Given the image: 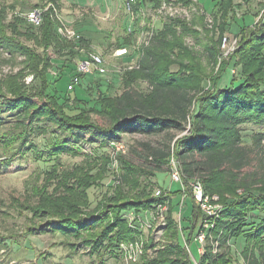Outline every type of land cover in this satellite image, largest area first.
<instances>
[{
    "label": "trees",
    "instance_id": "trees-1",
    "mask_svg": "<svg viewBox=\"0 0 264 264\" xmlns=\"http://www.w3.org/2000/svg\"><path fill=\"white\" fill-rule=\"evenodd\" d=\"M60 1L48 0L44 5L32 8L46 9L49 5L52 6L43 14L41 25L35 27L21 15L22 13L16 11L20 6H8L0 0V50L6 51L10 57H21L24 65L17 78L12 77L14 85L19 84L20 79H23L24 88L35 81L38 83L36 92L13 90L11 96L0 94V129H4V135L17 133L12 136V141L20 155L25 156L31 152L38 160L43 158V152L37 151L34 139L47 132L54 136V140L47 144L48 151L45 153L55 159V165L48 172L46 182L41 187L37 186L39 194L33 199L35 204L38 202V205L42 204L47 209L43 210L37 206L30 208L35 213H32L34 217L41 212L43 216L52 212L58 213L57 224L55 226L52 223L48 224L46 227L49 231L46 233L57 231L61 236L73 234L72 238L79 240L83 231H94L101 221L98 218L89 224L80 217L72 218L73 216L69 215L71 210L81 211L82 208H90L89 192L98 187V181L95 179L76 185L75 180L72 185L68 183L70 179L76 178L73 174L79 171L82 165L64 169L60 157L65 154L72 157L81 156L82 150L78 144L88 143L93 146L99 145V148H108L112 144L122 143V138L126 135L146 137L165 135L168 142L164 149H152L150 157L158 170L168 165L169 159L174 157L184 174L186 186L195 180L200 181L207 196L220 198L226 194L231 195L241 188L246 190L259 188L264 191V174L261 176L240 174L248 165L250 153L249 148L244 145L242 126L249 123L264 124V10L256 23L241 28L237 35L238 46L234 54L240 57L235 63L242 77L239 87L234 88L235 79L232 80L230 87H219L232 63L230 55L218 61L223 56L221 46L227 28L230 22L234 21L235 0H217L211 14H208L199 3L194 4L192 0H177V3L187 8L197 7L199 12L195 19L188 21L181 17H167L161 29L147 41L148 44L146 42L137 49L139 57L136 66L124 71L122 81L125 91L117 97L101 95L95 101H87L81 98L83 92L87 91L82 82L90 75L79 74L77 65L88 55L89 52H84L90 49L89 41L82 31L76 32L78 38L75 39H67L58 32L60 21L54 10L61 11ZM163 1L171 3V0H137L135 13L149 8L154 12L161 7ZM15 11L12 19H8V13ZM208 15L212 18V23H208ZM150 29L148 26V30ZM8 31H11L13 36H9ZM202 35H204L202 42L206 44L204 56L213 61V66L220 65L215 76L210 78L205 75L201 54L187 43V39L191 38L195 45H199ZM248 35L250 38L245 39ZM21 39L31 45L22 43ZM133 44V38L127 34L119 47L129 48ZM52 54L61 62L59 74L55 71L56 64L51 57ZM128 58L132 59L128 62L131 63L134 57ZM259 66L262 67L260 71ZM69 69L73 76L71 86L75 90L84 88L82 95L77 94L75 99L71 98L70 90L64 96L56 87L64 78L65 71ZM29 77L33 80L27 84ZM75 78L78 79L77 83H74ZM205 81L210 85L208 90L203 87ZM139 83L148 87L147 92L136 88ZM35 99L40 101L36 103ZM71 101L77 104L73 112L66 108ZM88 103L92 109L94 104L100 106L97 113L108 121L107 127H101L86 119L83 107ZM11 125H14V131L9 129ZM262 140L261 137L255 138L256 142ZM17 151L11 155V159L0 155V175L13 165L18 155ZM119 153L123 152H118V155H121ZM127 173L132 175L128 171ZM80 188L83 189V193ZM141 191H144L142 196H137L133 202L123 203L120 212L129 210L139 212L166 204L169 205V210L166 245L157 251L154 258L143 259L139 264H193L180 242V233L173 218L174 205L170 203L169 197H151L146 190ZM61 192H65L61 200L53 205L50 198ZM105 198L106 195H103L94 209ZM81 199L84 200L83 203ZM226 203L220 212L215 229L213 232L208 231L206 255L199 259V264H233L234 261L228 257L227 245L230 238L226 236L221 240L219 247L224 250L216 254L213 253L210 241L214 239V235L220 233V229L236 233L239 232L238 226L241 225L244 230L245 222L251 213L258 212L259 222L249 224L250 228L246 231L248 241L264 237V194L246 195ZM194 209L196 205L193 206V213ZM120 212L117 213L118 222L116 221L113 229L108 226L107 231L105 230L108 234H98L92 239L85 238L87 239L85 244L92 248L93 255L98 254L101 258V252L109 249L114 252L115 244L119 246L130 240L133 233L124 220L119 218ZM239 221L244 223L236 224ZM191 227L185 229L189 230L187 237L189 242L193 239L197 224L193 223L192 230ZM106 237L111 238V241H107ZM107 242L109 249L103 248ZM3 245L0 241V250ZM245 249L242 253L248 264H264L263 250H255L248 255Z\"/></svg>",
    "mask_w": 264,
    "mask_h": 264
},
{
    "label": "rangeland",
    "instance_id": "rangeland-1",
    "mask_svg": "<svg viewBox=\"0 0 264 264\" xmlns=\"http://www.w3.org/2000/svg\"><path fill=\"white\" fill-rule=\"evenodd\" d=\"M1 1L8 6H20L16 11L19 14H25L28 11L34 10L32 9L34 6L44 5L48 0ZM176 1H170L172 6L177 8V11L172 12L174 13L172 16L185 18L188 21L194 20L199 12L197 7L191 6L187 8ZM216 1L199 0V4L205 7L208 14H211ZM126 2L127 0L60 1L61 11L59 12V16L63 25L71 32L82 31L89 41L90 49L84 53L93 52L102 56L105 60L107 72L104 75L95 73L83 79V87L87 91L83 92L84 95L81 98L87 101H95L101 95L117 97L125 91L122 77L130 64L123 58H117L115 53L120 48L119 46L123 42L124 37L128 34V24H132V14L127 12L125 8ZM192 2L194 4L198 3L195 0H192ZM235 5L236 13L234 21L230 22L226 34L230 40L228 44L233 45L235 40L236 42L238 41L237 35L240 29L256 23L264 10L263 0H235ZM16 11L9 12L8 19L11 20L12 15ZM166 13L170 14L171 11L167 10ZM167 17L165 15L162 17L156 16L150 8L135 13V20L133 22L134 33L131 35L134 44L130 46L134 47L135 44L142 42L145 33L148 31V26L149 28L153 27L155 32L160 30L162 23ZM208 23H212V18L209 15ZM143 32L144 34L141 36ZM8 34L9 36H13L11 31H8ZM200 38L201 42L198 43L199 45H195V41L191 38L187 39V43L195 47L201 54L205 75H208V78L214 77L220 65L218 67L216 65L213 66V61L206 59L203 53L206 44L202 42L204 35ZM247 38H250V35L245 37V39ZM21 42L29 46L31 45V43H27L23 39H21ZM237 46L236 43L233 51L230 53L232 63L220 81V88L230 87L233 79L236 80L233 83L234 88L241 85L242 77L240 69L235 67L236 61L240 58L234 54ZM51 57L56 64L54 67L55 71L59 74V63L61 62H58L59 59L55 55L52 54ZM220 59L218 62H220ZM23 67L21 57H10L6 51L0 50V94L11 96L13 90L14 92L38 91V83L36 81L32 85L30 84L31 86L28 85V87L26 86L27 88H24L23 79L19 78V84L14 85L12 77L17 78ZM261 69L262 67L259 66L258 71ZM71 72L70 69L66 70L64 78L57 83L56 87L64 96L70 90L72 92L71 98L75 99L77 94L82 95L84 88L75 90L71 86V77H73L71 76ZM32 80V77H29L27 84L32 82ZM203 87L205 90H208L210 85L205 81ZM136 88L142 92H147L148 89L143 83H139ZM35 100L36 103L40 101L39 99ZM60 103H63V101H60ZM85 105L86 107L83 108L86 111V119L101 127H107L108 121L101 118L100 114L97 113V111H100V106L94 104L93 109L95 110H93L90 103ZM66 108L73 112L76 110L77 104L74 101L68 102ZM9 127V129L15 130L14 125ZM4 132V129H0V155L3 158L11 159V155L17 151L14 141H12V136L17 133H8L9 137L8 134L4 135ZM242 136L244 145L249 148L250 153L248 154V165L240 174L242 176L263 175L264 124L249 123L243 125ZM257 137H261L263 140L256 142L255 138ZM167 139L168 137L165 135L159 137L126 135L122 138L121 143L124 145L126 153H119L121 155H118L113 145L108 148H99V145L93 146L85 143L84 145H77L82 150L81 156L72 157L65 154L60 157V163L64 169H71L82 165L79 171L73 174L76 178L68 181L70 185L73 184L74 180L75 185L82 182L86 183L89 179L98 181V187L93 188L89 192L91 207L82 208L81 211L71 210L69 215L73 216L72 218H76L75 216L80 217L89 224L98 220V218L101 221L98 222L97 228L94 231H83L81 233L82 237L76 240L72 238L73 234H69L71 236H61V233L58 234L57 231L46 233L49 231L48 227H46L48 224L52 223L53 226L57 224V212L43 216V213L40 211V215L34 217L32 215L33 212L30 210L31 207L36 206L43 210L47 209L42 204L38 205V202L35 204L33 199L39 194L37 186L41 187L46 182L45 178H47L48 172L55 165V159L47 156V153H45L48 151L47 144L54 140V136L49 132L38 135L37 139H34V142H36L37 151L43 152V158L38 160L31 152L22 156L17 151L18 155L14 159L13 165L0 175V241L4 244L0 250V264H139L143 259L149 260L154 258L157 255V251L166 245L169 205H158L153 209L141 210L139 212L135 210L120 212L121 210H119L124 206L122 205L123 203L133 202L137 196H142L144 191L141 190H146V192L150 193L151 197L158 198L156 195L158 191H161V196L169 197L170 203L174 205L173 218L180 233V242L187 250L192 263L199 264V259L206 255L207 240H205V244L202 246L197 243L196 237L202 232H207V235L208 231L213 232L224 204H227V201L237 200L246 195L264 194V191L259 188L251 190L241 188L235 190L231 195H224L223 198L216 196L217 202L215 204L220 206V210L213 218L207 217L201 208L195 204L191 187H185L184 180L183 184L172 181V157L169 159L168 165L163 166L160 170H158L153 159L150 157L152 149H164V146L168 142ZM177 163L179 164V162ZM127 171L132 175H129ZM96 172L98 174L95 175ZM181 176L184 178L182 171ZM195 182L200 181L195 180ZM200 184L202 183L200 182ZM80 190L83 193V189L80 188ZM64 193H57L55 197H51L52 204H57ZM103 195H106V198L94 209ZM161 196L159 198H162ZM210 198L213 199V197ZM81 201L83 203L84 200L81 199ZM194 205H196V209H194L193 213ZM119 212V218L124 220L133 235H131L130 240L124 241L119 246L115 244L114 252L108 248L109 242L104 244L103 248L109 250L101 252V259L98 254L93 255L92 248L85 244V240H87L85 238L92 239L97 237L98 234H108L106 233V229L109 227L111 230L113 229L114 224L118 222L117 213ZM258 216V212L251 213L250 218L247 221L245 220V229L243 230L241 225L238 226L239 232L233 233L226 229H220V233L214 235V239L210 241L213 245V253L223 252L224 249H220L219 246L221 240L226 236L230 238L227 245L229 249L228 257L234 261L233 264H248L242 253L246 246L247 249L245 250H247L248 255H251L255 250H263L262 252H264V237L253 241H248L247 238L246 231L250 228L249 224H257L259 222L257 220ZM163 217L164 220L161 221ZM191 220L194 225L197 224L192 243L187 239L189 230H185L190 226H192L191 230L193 229ZM243 223L244 221H239L236 224ZM107 241H111V238H108Z\"/></svg>",
    "mask_w": 264,
    "mask_h": 264
},
{
    "label": "built area",
    "instance_id": "built-area-1",
    "mask_svg": "<svg viewBox=\"0 0 264 264\" xmlns=\"http://www.w3.org/2000/svg\"><path fill=\"white\" fill-rule=\"evenodd\" d=\"M137 0H127L125 8L127 10V12L129 14H132V24H130L127 27V33L128 35H132L134 33V26H133V22L135 20V6H136ZM50 7H52L51 5H49L46 9H42V8H38V9H34L32 11H28L25 14H21L30 24H32L35 27H39L42 23V19H43V14L45 13V11H47ZM169 10L171 11V13H166V11ZM56 17L58 18V20L60 21V26L58 28V32L65 38L67 39H75L78 38V36L76 35V32H71L70 30H68L64 25L63 22L59 16V12L57 10H54ZM173 11H177V8L173 7L171 3H168L166 1H163L161 7L159 9H157L156 11H154V14L156 16L162 17L165 15V17L170 16L173 17L172 15L174 13H172ZM182 11V10H181ZM134 16V17H133ZM155 33V29L152 27L150 30H148L145 35H144V39L142 40V42H139L138 44H135L134 47H129V48H119L116 53L115 56L117 58H126V57H134L133 61L130 64L128 69H133L136 66L137 60H138V52L137 49L145 44L147 41L150 40V38L152 37V35ZM144 34V32L141 34V36ZM230 40L228 39L227 36H225L223 42H222V46L221 49L223 51V58L220 59V61L224 58H227L230 53L233 51L234 49V45H236V40L233 44H228ZM148 44V42L146 43ZM226 49V50H225ZM135 65V66H134ZM77 72L79 74L82 75H92L95 73H99L100 75H104L107 72V69L105 67V60L103 59L102 56L90 52L88 53L87 57L81 61L78 62L77 65ZM78 79L75 78L74 79V83H77ZM117 152H123L125 153V147L123 144L118 143V144H112ZM171 179L172 181H174L175 183L178 184H183V178L181 176V171L179 168V164L177 163V161H175L174 157H172L171 160ZM185 186V185H184ZM185 187H191L192 190V194H193V198L195 203L201 208L202 212L207 216V217H214L220 210V206L218 204H215L217 202V198L213 197L210 198L209 196H207L204 192L203 186L202 184H200V182H191L188 186ZM158 197L161 196V191H158L156 194ZM164 220V217L161 218V221ZM206 236H207V232H202L199 236L196 237V241L199 245H204L205 244V240H206ZM133 259V258H132Z\"/></svg>",
    "mask_w": 264,
    "mask_h": 264
},
{
    "label": "crops",
    "instance_id": "crops-1",
    "mask_svg": "<svg viewBox=\"0 0 264 264\" xmlns=\"http://www.w3.org/2000/svg\"><path fill=\"white\" fill-rule=\"evenodd\" d=\"M195 1H198V3H199V0H195ZM203 7H204V6H203ZM204 9H205V7H204ZM129 24H130V23H129ZM126 58H128V57H126ZM126 58H124V59L127 60L128 62L132 60V59L130 60V58H128V59H126Z\"/></svg>",
    "mask_w": 264,
    "mask_h": 264
}]
</instances>
